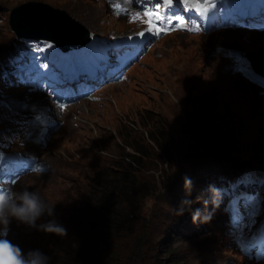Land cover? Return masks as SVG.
Returning <instances> with one entry per match:
<instances>
[{
	"label": "rangeland",
	"instance_id": "obj_1",
	"mask_svg": "<svg viewBox=\"0 0 264 264\" xmlns=\"http://www.w3.org/2000/svg\"><path fill=\"white\" fill-rule=\"evenodd\" d=\"M22 1L25 0H0V45L13 35L8 25L9 9ZM40 1L64 9L83 23L88 32L114 31L124 43L139 42V50L146 51L147 47L150 50L129 68V72L125 71L123 81L103 84L99 99H84L68 106L60 117H56L60 123L51 130L46 141L30 145L35 153L49 161V171L10 180L4 176L8 169L0 166V190L19 192L27 188L37 192L47 204H55V216L45 215L37 224L54 218L67 230L66 235H56L44 243L46 233L13 221L7 239L24 251L30 246L45 248V251H49L47 256L50 260L59 257L57 251L60 248L59 244L55 246L56 240L64 239L62 242H67V251L75 247V235L81 232L79 226L86 225L85 215H88L89 209L85 204L92 206V199H99L107 192L105 187H97L95 178L100 173H106L109 177L117 162L121 171L133 180L134 192H129L123 183L125 192L121 195L124 196L118 197L134 202L124 203L125 209L122 211L127 213L133 210L132 215L112 236L109 233L106 235L110 237L113 256L108 261L98 263V258L93 254L94 257L88 263V255H85L86 264H170V255L165 252L168 243L180 264H264V237L260 241L255 237V233L264 230V217L248 223L247 231L240 232L223 210L226 199H218L210 224L192 223L190 229L185 225L179 234L172 229L174 224L165 227L169 217L173 216L171 208L180 204V197H176V194L182 198L186 196L184 177L192 181L188 198L194 201L191 206L193 210L200 208L203 211L202 201L208 198L203 192L208 189L207 182L211 178L216 179L217 185L219 177H227L224 179L228 185L225 188L230 195L240 182L235 175L244 170L241 173L243 191L259 190V186L254 188L251 183L246 185V182L252 178V173L264 172V168L256 167L258 164L254 163V159L264 162L262 86L249 83L240 71L231 68L223 75L218 74V59L208 55L205 43L231 41L234 49L242 51L244 42L251 45L247 52L257 51L264 46V30L237 24L236 27L229 26L226 29L228 33L206 36L191 34L192 29H188L190 22L187 20L190 7H198L202 14L211 4L199 5V0H160L164 8L178 4L179 11L184 12L183 16L179 11L174 12V8L166 12L160 27L147 23L148 17L152 15L150 12L135 14L130 20L121 16L119 12L130 0ZM228 1L227 12L232 13L235 8L246 6L250 0ZM201 14L198 12L196 16L201 18ZM40 21L36 23L42 29ZM18 42L5 44L0 54L5 49L15 51L29 48ZM43 54L50 57L53 53L45 51ZM233 62L237 63V60ZM9 89V86H0V98L8 99L4 104L0 102V109L5 112L10 110L6 123L16 115V111L20 112L27 105L25 99L43 97L48 107L55 100L54 94L44 87L26 96L15 91L18 88ZM153 119L162 121L164 135L172 137L168 147L171 150L169 157L161 159L160 149L159 152L153 149L144 156L143 167L136 163L132 166L125 163L120 165L123 156L130 153L131 149L124 142L135 137L133 132H141L143 141L150 144L142 125L145 121L146 124L152 123ZM192 125L194 130L189 129ZM202 126L210 128L208 136L202 132ZM199 141H206L208 145L222 141L224 145L221 149L230 152L222 157L227 168H222L214 175L218 170L215 166L212 172L201 170L208 162L193 165L190 161L185 162L186 151L182 152L185 146ZM125 147L129 150H124ZM242 158L249 161L246 167L240 162ZM234 161L236 165L229 170L228 167ZM132 167L137 169L136 175L130 169ZM196 172H199L200 177L196 176ZM110 187L113 188L111 183ZM259 192L264 196V188ZM145 194L148 195L146 198ZM224 194L220 190V197ZM207 208L212 209L213 204L209 203ZM187 212L189 217L191 213ZM163 229L167 231L166 235H162ZM92 235L98 243L105 237L102 227L94 228ZM141 238L153 250L150 255L145 253L144 247L143 252L129 253L132 244H137V239ZM248 242H252L253 248L260 251L257 256ZM60 258L64 259L63 252Z\"/></svg>",
	"mask_w": 264,
	"mask_h": 264
},
{
	"label": "trees",
	"instance_id": "obj_2",
	"mask_svg": "<svg viewBox=\"0 0 264 264\" xmlns=\"http://www.w3.org/2000/svg\"><path fill=\"white\" fill-rule=\"evenodd\" d=\"M215 1V0H214ZM226 4L224 2H215L213 8L208 13V16L210 17V20L206 23L196 25V29L192 30L191 34H196L198 36L203 35H209L212 33H219L218 25L217 23L221 20L225 19V16H222V12L225 10ZM193 14H197V10L193 11ZM16 38L14 34L12 37H10L8 40L4 42V44L0 45V53L2 49H4V45L15 41ZM207 46V50L211 49L212 45L215 48V51L218 52L220 50H224L222 48L223 45H229L224 40H217L213 41L212 44L210 42L205 43ZM230 46V45H229ZM6 50V49H5ZM4 50V51H5ZM150 50V49H149ZM149 50L142 53L137 59L132 60L127 63V71L129 72V68L133 66L136 62H138L142 56H144ZM2 52L0 54V60H3L7 57V54L5 52ZM224 53H220V55H223ZM6 81L3 75L0 73V86L5 87ZM163 122L159 119H153L152 123L146 124V121L143 123V129H145V136L147 137L148 141L147 143L143 141V135L141 132H133L135 134L134 138H131L129 140L125 139V146L129 147L131 150H129L127 147L124 148V150H129L130 153H126L121 161V164H128L132 166L131 164L136 163V165L143 167L144 166V156L148 154L150 150L157 149L159 152V149L161 151L160 156L162 157H169V150L168 147L170 143L172 142V137L167 138L166 135H164V131L162 128ZM202 132L206 134V136L209 135L210 128H207L205 126H202ZM196 131L198 132L197 125H195ZM191 130H194V127L192 125V128H189ZM194 132L192 131V134ZM194 136L195 133L193 134ZM224 145L222 141H215L208 145L206 141L202 142H194L191 145L187 143V146H185V149L182 151H186L184 158L185 162L190 161L189 163L197 164L199 162H208L206 166H204L201 170L203 171H210L212 172L214 170V166L217 167V171L214 173V175L218 174L222 168H227V166L223 163L222 157L227 156L230 154L229 150H223L221 147ZM127 148V149H126ZM171 151V150H170ZM159 156V158H160ZM218 162L219 164H217ZM242 163V161H240ZM115 167L113 170H111V173L109 174V177L105 173L97 174V177L95 178V181L97 183V187L99 189L106 188L107 192H105L99 199H92V202H94L91 205L85 204V206L89 209L88 215H85V222L86 225H80L79 231L81 230L79 235H75L76 239V246L70 247L69 251H67L66 247L68 246L67 242L63 244V240L61 238L59 240L55 241V246L57 247L59 244L60 250L57 251V254L59 257H54L49 261V264H69L68 262L77 263V264H86L85 263V255H88V263L91 261V259L94 257L93 254L96 255L98 258V263H103L105 261H108L113 255H112V243L111 240H109L106 235L111 234L120 226H124L125 223H127V217L132 215L131 212L122 213L124 208V203L127 201L133 202L125 197L118 198L120 196H124L121 193L125 192V186L126 189L129 192H134V186L132 185V178L128 177L127 174H125L124 171H121L119 164L115 162ZM188 163V164H189ZM254 163L258 165H264V162L254 159ZM235 161L230 164L228 167L229 170L235 166ZM128 168V167H126ZM133 170L132 172H135V175L137 174L135 168H130ZM145 169V168H144ZM196 176L200 177L199 172H196ZM98 181V182H97ZM216 181V179H210L207 183H213ZM113 186V188H109V185ZM200 188V187H199ZM180 193V192H179ZM146 195V194H145ZM148 195L145 196V198ZM176 197H180V200L182 196L176 194ZM134 203V202H133ZM179 205L173 206L171 209V212L173 214L172 217H169V220L166 222L165 227L169 228L170 224H174V229L176 234L181 233V229H183L186 225L188 229L191 228L192 222L190 221V218L186 215V211L183 215H177L176 209ZM103 228L104 236L107 237L102 239L101 243H98L95 237L92 235L94 228ZM78 229V227H77ZM140 230V229H139ZM45 233V232H44ZM47 235L44 238V243L46 239L49 241L53 239L54 237H57L55 234L52 233H46ZM167 231L163 229L162 235H166ZM59 238V237H58ZM84 239V242L83 240ZM137 244L133 243L129 253H140L143 252V247L145 248V253L150 255V252L153 250L148 248L146 243L143 242L142 238L141 240L137 239ZM92 242L94 243V246H92ZM158 244V243H157ZM45 246H48L47 244H44ZM167 248H165V252H168L170 255V259L172 260L170 264H180V260L177 259L176 255L173 253V249L171 248V244H166ZM131 247V246H130ZM94 249V251H93ZM46 249L43 248L42 253L45 255L48 254L49 251H45ZM45 251V252H44ZM64 253V259L60 258V254ZM102 256L104 258H102ZM110 256V257H109ZM109 257V258H108ZM103 261V262H102ZM164 264V263H163ZM166 264V263H165Z\"/></svg>",
	"mask_w": 264,
	"mask_h": 264
},
{
	"label": "clouds",
	"instance_id": "obj_3",
	"mask_svg": "<svg viewBox=\"0 0 264 264\" xmlns=\"http://www.w3.org/2000/svg\"><path fill=\"white\" fill-rule=\"evenodd\" d=\"M113 32L109 30H105L103 32L89 31L86 38H88L92 33L95 34V36H104ZM76 38L78 37L73 36L69 38L71 42L59 44L61 47H68L76 44H82L86 39L85 38L83 41H79L75 40ZM4 42L2 44H4ZM210 43L212 44V42ZM229 67L231 66H222V64L218 63V74L223 75L225 73V69L221 68L228 69ZM118 71L119 69L117 67H113L112 71H110L106 75L99 76L98 79L91 75L89 80H86V85L90 86V88L86 92L75 91L73 86H68L69 93L77 96L73 97L70 101H65V97L62 96L63 100L56 102L55 99L52 102L51 107H48L47 103L42 102L41 98L29 99L33 103L31 110L22 113L33 123H37L42 118H47L50 120L52 126L50 129H48L45 138L38 137L28 132L27 140H21L16 145L3 150V153L8 156L34 157L35 162H33L32 164H35L36 166L32 168L20 167L15 170L18 175L17 180H20L26 175L32 176L35 175V173L49 171V161L41 158L37 153H35V151L31 149L30 145H38L46 141L51 130L58 126V123H60V120H57L56 117H60L62 113L68 109V106L84 99H99L101 97L100 90L103 84L123 81L124 78L117 77ZM10 76L17 85V87L10 86V89L18 88L19 90L15 91H17L20 95L26 96L38 89L31 88L29 86L31 84L24 81L19 82L21 80L17 78L16 74H10ZM220 178L221 177H219V179ZM183 181V187L186 196L181 199L180 204L176 209V214L181 216L186 211V215L188 216L189 213L187 211H190L191 215L189 216V218H191V222L194 225L197 223L210 224L214 216V209L216 206H218L220 190L209 182L207 191L203 192V194L205 195L209 194L208 198L202 201L204 206L203 211L200 208L193 210L191 206L194 201L193 199L188 198L191 195L192 190L191 178L184 177ZM209 203L213 204L212 209L207 208V205ZM45 215L49 217L55 216V204H47L37 192L30 191L27 188L19 192L13 191L11 189L0 190V264H49L50 257L41 252L42 248L40 249L34 246H30L26 249V251H24L19 245L14 244L9 239H7V234L10 231V225L13 221H15L18 225L23 224L28 228H33L37 231H43L45 233H52L55 235L67 234V230L54 218L48 220L46 223L37 224V221Z\"/></svg>",
	"mask_w": 264,
	"mask_h": 264
},
{
	"label": "water",
	"instance_id": "obj_4",
	"mask_svg": "<svg viewBox=\"0 0 264 264\" xmlns=\"http://www.w3.org/2000/svg\"><path fill=\"white\" fill-rule=\"evenodd\" d=\"M40 20L59 26L46 31L35 25ZM8 24L17 36L48 39L56 43L71 42L69 38L73 36L78 37L75 40L83 41L88 36L87 28L83 23L64 9L40 0H25L12 6L8 12Z\"/></svg>",
	"mask_w": 264,
	"mask_h": 264
},
{
	"label": "bare ground",
	"instance_id": "obj_5",
	"mask_svg": "<svg viewBox=\"0 0 264 264\" xmlns=\"http://www.w3.org/2000/svg\"><path fill=\"white\" fill-rule=\"evenodd\" d=\"M88 10V9H87ZM81 11V10H80ZM87 17V16H86ZM40 23L42 24V29L43 30H50V29H53V28H56V27H58L59 25L58 24H55V23H50V22H48V21H43V20H41L40 21ZM35 25L39 28V26L37 25V23H35ZM42 31V30H41ZM185 51V50H184ZM39 94H41V93H39ZM42 99V102H44V103H47V101L42 97L41 98ZM25 101L27 102V106L26 107H24V108H22V109H20V111L21 112H27V111H30L31 110V107H32V105H33V103L29 100V99H25ZM57 127V126H56ZM55 127V128H56ZM33 176V175H32ZM15 185H16V183H15ZM14 185V186H15Z\"/></svg>",
	"mask_w": 264,
	"mask_h": 264
}]
</instances>
